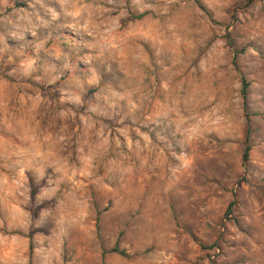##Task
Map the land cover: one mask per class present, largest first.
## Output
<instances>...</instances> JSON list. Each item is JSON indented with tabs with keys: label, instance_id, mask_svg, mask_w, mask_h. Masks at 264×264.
Listing matches in <instances>:
<instances>
[{
	"label": "rangeland",
	"instance_id": "rangeland-1",
	"mask_svg": "<svg viewBox=\"0 0 264 264\" xmlns=\"http://www.w3.org/2000/svg\"><path fill=\"white\" fill-rule=\"evenodd\" d=\"M0 264H264V0H0Z\"/></svg>",
	"mask_w": 264,
	"mask_h": 264
},
{
	"label": "trees",
	"instance_id": "trees-1",
	"mask_svg": "<svg viewBox=\"0 0 264 264\" xmlns=\"http://www.w3.org/2000/svg\"><path fill=\"white\" fill-rule=\"evenodd\" d=\"M247 84L245 82L242 83V87H241V90H240V93H241V98L244 100V96H245V88H246ZM246 150L244 151L243 155H242V158L245 159L246 158ZM111 252H114V253H118L119 255H124V253L122 251H118L116 247H113L111 250Z\"/></svg>",
	"mask_w": 264,
	"mask_h": 264
}]
</instances>
